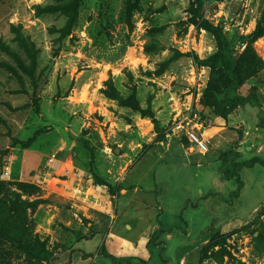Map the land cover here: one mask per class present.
Segmentation results:
<instances>
[{"label": "rangeland", "instance_id": "1", "mask_svg": "<svg viewBox=\"0 0 264 264\" xmlns=\"http://www.w3.org/2000/svg\"><path fill=\"white\" fill-rule=\"evenodd\" d=\"M201 1L0 0V264H179L184 247L191 264L210 228L194 264H264V167L240 169L238 197L220 172L264 158V0ZM201 21L255 73L237 93L257 107L222 102Z\"/></svg>", "mask_w": 264, "mask_h": 264}, {"label": "trees", "instance_id": "2", "mask_svg": "<svg viewBox=\"0 0 264 264\" xmlns=\"http://www.w3.org/2000/svg\"><path fill=\"white\" fill-rule=\"evenodd\" d=\"M196 4L195 12L196 14H200L201 8H202V1L201 0H193ZM203 29H205L207 32L211 33L218 42V53L216 54L215 58L212 60H202L199 61L200 66H206L210 67L211 70H214L216 74H220L219 82L217 84L218 86V93L222 97V102L225 105H228L230 107H257L259 102L257 100H253L249 97H244L237 93L242 84L250 77L255 75V73L248 74V64L242 58L241 56H234L232 55L231 51V45L225 34L222 32L221 28L217 26H213L209 22L201 21L200 24ZM264 32L255 30L251 34V41H255L257 38H259ZM217 94V93H216ZM258 126L262 129H264V117H259ZM255 165H259L261 167H264V158L260 157H252L246 161L241 162H232L230 160L227 161L228 168L226 169H220V172L224 179H234L237 188L233 192L234 197H238L239 191L242 186V181L239 177V171L242 168H251ZM162 231L161 229L158 230V233ZM204 238L201 242L210 240L214 237L218 238L222 235L219 234V231L210 228L205 231ZM0 238H2V235L0 234ZM27 253L38 256L39 258L46 257V252L44 250H41L39 248H33L28 247L24 248ZM188 251L187 247L182 248L180 251L177 252V258L180 261L182 256ZM98 254L104 255L105 254V247L104 245H101L100 249L98 250ZM201 256V255H200Z\"/></svg>", "mask_w": 264, "mask_h": 264}, {"label": "built area", "instance_id": "3", "mask_svg": "<svg viewBox=\"0 0 264 264\" xmlns=\"http://www.w3.org/2000/svg\"><path fill=\"white\" fill-rule=\"evenodd\" d=\"M201 127L202 123L198 120L196 115L189 114L177 122V128L184 131L188 142L197 146L202 153H205L207 151L206 143L201 138V135L196 132V130H199ZM51 160L49 159V162Z\"/></svg>", "mask_w": 264, "mask_h": 264}, {"label": "crops", "instance_id": "4", "mask_svg": "<svg viewBox=\"0 0 264 264\" xmlns=\"http://www.w3.org/2000/svg\"><path fill=\"white\" fill-rule=\"evenodd\" d=\"M226 230H227V229H226ZM203 242H204V241H203ZM201 244H202V242L199 243V244H197V246L193 249V252L196 253V256H195V258H194V261L191 262V264H194L195 261L198 259V256H199V253H200V251H201V247H202ZM187 254H188V253H187ZM187 257H188V255H186V253H185V255H183L182 258L180 259L179 264L182 263V259L185 258V259L187 260Z\"/></svg>", "mask_w": 264, "mask_h": 264}]
</instances>
